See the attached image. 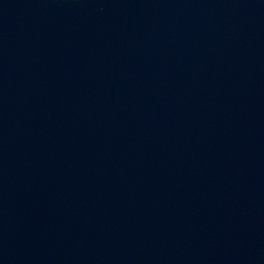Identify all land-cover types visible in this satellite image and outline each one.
Masks as SVG:
<instances>
[{
    "label": "water",
    "instance_id": "95a60500",
    "mask_svg": "<svg viewBox=\"0 0 264 264\" xmlns=\"http://www.w3.org/2000/svg\"><path fill=\"white\" fill-rule=\"evenodd\" d=\"M0 264H264V0H0Z\"/></svg>",
    "mask_w": 264,
    "mask_h": 264
}]
</instances>
